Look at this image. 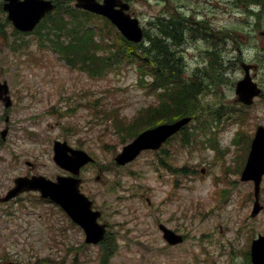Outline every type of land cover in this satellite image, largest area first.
<instances>
[{"label":"rangeland","instance_id":"1","mask_svg":"<svg viewBox=\"0 0 264 264\" xmlns=\"http://www.w3.org/2000/svg\"><path fill=\"white\" fill-rule=\"evenodd\" d=\"M252 1L134 0V12L151 32H159L157 25L163 22L157 15L162 13L181 14L193 32L201 29L213 35L192 44L194 37L186 32V41L170 43L182 79L198 74L207 83L198 97L200 112L206 113L200 120L210 128L193 129L191 146H184L183 136L177 135L162 150L165 160L187 168L184 174L159 165L160 150H145L123 166L113 163L124 145L118 125L112 124L116 116L124 126L122 120L130 122L141 109L157 107L162 93L171 87L151 86L143 63L119 51L121 40L113 28L105 47L112 46L118 57H109L106 67L114 65L99 74L90 67L92 62L85 64L88 71L86 66L81 70L69 66L51 44H39L41 39L34 35L15 36L9 27L0 26L7 40L6 45L0 43V76L7 79L16 99L11 129L0 143V192L12 185L15 176L32 170L26 160L36 163L35 170L43 175L63 174L53 161L52 142L66 139L72 146L81 145L95 160L80 176L82 190L101 210L100 221L108 224L114 238L112 256L105 264H251L249 246L251 238L264 230V212L250 216L253 185L240 179L238 164L248 150L250 134L258 124L264 125V94L244 106L234 101V87L243 74L240 61H246L257 64L253 75L264 91V5ZM195 18L202 22L196 25ZM11 41L28 46L17 53L8 48ZM210 51L225 56L223 65L221 59L215 60L216 66L221 65L219 79L204 73ZM197 66L202 70L195 74ZM3 108L0 104V111ZM210 139L212 147L207 144ZM203 166L206 174L200 171ZM261 185L264 196V178ZM158 222L185 234L184 241L167 244ZM102 256L103 243L86 244L83 230L38 192L27 191L0 203V264L8 260L101 264Z\"/></svg>","mask_w":264,"mask_h":264},{"label":"water","instance_id":"2","mask_svg":"<svg viewBox=\"0 0 264 264\" xmlns=\"http://www.w3.org/2000/svg\"><path fill=\"white\" fill-rule=\"evenodd\" d=\"M78 6L101 13L110 18L121 30V32L130 40L139 41L142 36V29L139 26L138 19L131 17L124 9L128 4L121 0H104L102 3L96 0H77ZM120 5V8H115ZM9 10V18L13 23L22 29L28 27L25 24V15L40 14L52 7L49 1L45 0H10L4 4ZM30 7L24 13L23 8ZM245 70V76L236 84L237 100L245 103H251L254 95L260 92V88L252 81L249 75V68L256 67L253 64L242 63ZM5 88V83L0 84V93ZM190 117H182L172 123H165L154 128L142 131L132 142L126 144L122 151L116 155L119 163H125L134 158L143 148H157L160 143L170 134L178 130ZM53 158L57 164L67 168L74 173L78 172L80 165L90 160V157L82 150L71 148L65 141H55ZM70 152V154L68 153ZM264 173V127L258 126L256 136L252 143V148L248 156L247 163L242 171V179H254L255 194L258 196L259 183L261 175ZM79 178L73 176H58L55 180L42 175H33L31 177H17L15 186L9 193L0 197V200H7L9 197L25 189H38L41 196L49 197L55 202L61 204L73 220L78 222L86 232V241L97 242L105 232V225L96 221L99 211L91 209V200L81 193L78 184ZM260 206L255 203L252 214H256ZM164 236L170 242L180 241L182 237L172 230L163 226ZM250 257L253 264H264V234L253 239L250 250ZM16 264V263H12Z\"/></svg>","mask_w":264,"mask_h":264},{"label":"trees","instance_id":"3","mask_svg":"<svg viewBox=\"0 0 264 264\" xmlns=\"http://www.w3.org/2000/svg\"><path fill=\"white\" fill-rule=\"evenodd\" d=\"M83 14L87 15V12H84ZM64 15L65 14L58 11V13L51 16L53 18L50 19L51 22L55 24L58 23L60 26L58 41L55 42L54 39L56 47L66 58L68 63L73 65L79 64L80 67H85V64L89 61V63L92 62L91 66L89 65L92 70L95 69L98 73H102L106 69L109 57H103L97 54L96 49L98 43L95 42L92 36L93 31L91 29L86 30V28L81 26L82 21L84 20V15H81L80 12L77 13L76 20L72 17H70L69 20H65ZM163 23L161 24L164 30L162 31L163 35L149 36L150 47L148 49L143 48V52H146V57L154 59L150 63L154 69L148 71L154 76L153 83L155 82L161 87L167 85L171 87L162 93L161 99H163L161 103H158L157 107L150 106V108L144 109L139 116L132 119L130 122H123L124 126L118 122L119 118L116 116L115 123L118 125L117 127L123 141L126 138L129 139L134 137L141 129L155 125L165 119H171L181 114H194L197 112L198 108V111H200V107L202 106L198 95L201 94L207 86L204 78L197 74V71H201L202 69L194 71L195 74H197V78L182 79L183 76H180L179 64L174 59L173 53L170 50V43L175 44L181 40L180 38H182V29L184 26L181 25V29L176 28L177 33H175V30L170 28V25L172 24L171 22ZM160 30H162V28H160ZM61 34H63V37ZM68 38L69 40L67 42L66 40ZM133 48L134 47H132L130 42L123 39L122 48H119V51H122L123 54L128 57H136L138 51ZM150 54L152 55L150 56ZM210 56V65L209 67H206V71L204 70L205 76L219 79L220 72L218 69L221 65L216 66V62L221 59L220 64L222 63L223 65L225 56L220 55V58L219 56L216 57L214 52H211ZM216 59L217 61H215ZM146 63L149 65V62ZM86 67H88V65ZM167 100L169 101L167 102ZM211 116L215 117L214 114ZM201 126L202 129H206V126ZM110 242L111 241L108 242V250H113V244ZM107 257L108 256L105 257V261H107Z\"/></svg>","mask_w":264,"mask_h":264},{"label":"flooded vegetation","instance_id":"4","mask_svg":"<svg viewBox=\"0 0 264 264\" xmlns=\"http://www.w3.org/2000/svg\"><path fill=\"white\" fill-rule=\"evenodd\" d=\"M170 18H171V20L168 21L169 23H170V22L172 23V24L170 25V28L173 29V30H175V33H177L176 28H180V26H181L182 24H185V23H183L180 19H176L175 16H170ZM157 27H158V30H159L161 33H162V31H164L162 25H157ZM146 28L148 29L147 31L151 33L149 26H147ZM160 28H162V30H160ZM184 28H185V26H184ZM180 29H181V28H180ZM183 30H184V29H183ZM183 30H182V32H183ZM33 167H34V165H33ZM29 173H31V172H27V173H25V174H29Z\"/></svg>","mask_w":264,"mask_h":264}]
</instances>
